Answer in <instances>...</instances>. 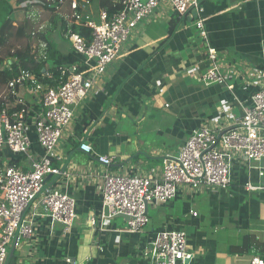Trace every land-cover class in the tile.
Returning a JSON list of instances; mask_svg holds the SVG:
<instances>
[{
  "label": "crops",
  "instance_id": "1",
  "mask_svg": "<svg viewBox=\"0 0 264 264\" xmlns=\"http://www.w3.org/2000/svg\"><path fill=\"white\" fill-rule=\"evenodd\" d=\"M18 1L19 8L12 14L16 23H27L26 31L30 23L25 10L19 11L32 0ZM87 1L85 5L97 9L91 18L99 23L98 14L105 9H98L95 0ZM200 3L207 40L201 38L193 20L162 3L138 25L107 72L95 79L52 158L53 167L59 171L65 168L68 177L62 176L58 182L55 177L48 180V185H59L75 200L78 217L70 228L58 223L50 228L46 218L38 219L31 238L19 242L9 264H147L149 243L162 229L186 232L188 250L193 254L187 264H250L253 256H262L264 159H235L229 187L200 188L193 192L198 197L194 204L183 200L180 206L149 204L148 211L158 215L154 223L149 217L141 233L126 232L125 218H103L101 214L100 176L104 168L96 156L113 158L112 171L158 176L164 155L178 154L193 130L201 126L224 130L239 120L256 88L253 73L264 68V0ZM63 10L69 12L66 5ZM42 36L51 45V53L58 56L40 62L45 63L43 73L53 68L60 72L73 65L85 70L83 58L71 45L70 50L62 48L65 39L50 38V33L42 32L40 37L47 48ZM17 39L24 43L5 56L0 51V71L6 70L4 62L14 63L16 51L26 47L28 38ZM208 46L217 51L222 67L228 69L225 71H232L233 90L218 84L207 86L198 80L209 67ZM5 86L0 84V92ZM19 96L27 103L30 118L37 115L38 104L32 96L22 89ZM81 143L89 144L94 154L80 151ZM29 152L33 158L43 155L34 135ZM3 158L22 170L29 169L27 156L15 157L7 151ZM247 184L256 189L247 191ZM29 213L26 210L25 218ZM90 217L94 226L89 223Z\"/></svg>",
  "mask_w": 264,
  "mask_h": 264
},
{
  "label": "built area",
  "instance_id": "2",
  "mask_svg": "<svg viewBox=\"0 0 264 264\" xmlns=\"http://www.w3.org/2000/svg\"><path fill=\"white\" fill-rule=\"evenodd\" d=\"M87 3V0H32L20 7L25 10V19L31 26L27 39L30 53L36 61L45 62L47 45L36 27L34 7L38 5L43 11L60 14L66 5L70 14L65 15L64 35L73 52L83 58L85 70L73 65L60 71L55 80L51 72L38 77L21 69L0 92V264L6 263L14 240L15 249L19 242H28L38 219L46 218L50 228L57 223L70 228L77 219L75 200L59 185H48L46 181L47 176L68 177L53 167L52 158L71 125L75 109L89 94L95 79L105 74L118 58L138 25L154 14L159 5L167 3L179 16L193 20L201 38L207 40L200 0H112L119 10L111 14L101 10L99 23L91 16H81L80 10ZM81 24L90 31L89 39L74 30ZM206 58L209 67L198 80L207 86L218 84L233 90L234 75L222 67L217 51L208 46ZM11 64L4 62L2 67L9 69ZM45 79L55 85H45ZM253 80L256 88L243 107L241 118L224 130L209 126L193 130L178 154L164 155L158 176L112 171L113 158L96 156L104 168L100 176L101 202L108 215L102 211L103 218L126 216L124 230L141 233L150 222L149 204L173 200L182 186L192 190L204 187L226 190L231 183L235 159L244 158L248 162L264 159V68L254 71ZM21 89L38 104V114L33 118H30L27 103L19 96ZM10 101L16 103L15 106H11ZM33 135L43 152L39 158H33L29 152ZM79 150L86 155L94 154L87 143H81ZM7 151L15 157L27 156L29 169L22 170L12 161L4 160L3 153ZM255 189L252 184L246 186L249 192ZM28 209L30 213L25 218L24 212ZM191 215L197 216L195 212ZM89 223L95 225L93 217L89 218ZM192 257L185 231L162 229L149 243L147 264H186ZM250 264H264V251L262 256H253Z\"/></svg>",
  "mask_w": 264,
  "mask_h": 264
},
{
  "label": "trees",
  "instance_id": "3",
  "mask_svg": "<svg viewBox=\"0 0 264 264\" xmlns=\"http://www.w3.org/2000/svg\"><path fill=\"white\" fill-rule=\"evenodd\" d=\"M97 1V8L98 9H105L108 11L109 14L118 11L119 10V6L118 5H114L112 3V0H95ZM1 3V9L0 11L7 13V17L5 18V22L3 24V26H1L0 29V51H9V48L7 47V45L10 42V38H12V36L14 35L16 38L22 39L23 37L25 38H29L27 31L30 30L29 28H26L25 31V26L27 27V23L25 21L23 22H19L16 23L14 15L12 14L13 11L12 9L6 4L5 1L0 2ZM23 10L21 9L19 12H22ZM16 23V24H15ZM17 26V27H16ZM74 30H77L78 32L81 33V35H83L84 37H86L87 39H89L90 37V31L87 28H84L83 25H76L74 27ZM42 38L47 41V39L42 36ZM48 44V58L50 59H55L58 58V56H56V53L54 55V53L52 51V47L49 44V42L47 41ZM15 55L17 56L16 62L12 63L10 65L9 69H6L4 71H0V84H6L14 75H16L21 69L23 70H29L33 73H35L38 77H42L43 76V69H44V65L45 63H40L37 62L35 60V57L33 55H31L30 53V45L29 42H26V47L19 51L17 50ZM1 58H0V62H1ZM51 73L53 75V78L56 80L57 77L59 76V70L57 68H53L51 70ZM43 83H47L49 86H54L55 83L53 81H48V80H43Z\"/></svg>",
  "mask_w": 264,
  "mask_h": 264
},
{
  "label": "rangeland",
  "instance_id": "4",
  "mask_svg": "<svg viewBox=\"0 0 264 264\" xmlns=\"http://www.w3.org/2000/svg\"><path fill=\"white\" fill-rule=\"evenodd\" d=\"M6 4L13 10V11H16L18 8H19V1L18 0H6L5 1ZM35 9V12H34V20L35 22L37 23V28L40 32H46V33H50V38L52 37V35L54 36H59V38H63L65 40H67V38L64 36L61 35L62 33V29H63V26L64 25H67V21H66V17L65 15L67 14H70L68 11L66 10H63L61 11V13H55V12H48V11H43L41 10V6H35L34 7ZM97 9H90L89 8V4L88 5H85L84 4V7L80 10L81 12V16L84 15H89V16H92V15H96L97 12H96ZM92 12V14H91ZM7 13H4L2 11H0V29H1V26H3L4 22H5V18L7 17ZM65 23V24H64ZM10 42L9 44L7 45V47L9 48V51L12 50V49H16L18 48L19 45H22L23 43L21 42L22 40H18L17 38H10ZM63 40L62 42V48L64 50H70V43L69 41H65ZM9 51H3L4 53L2 54V56H5L6 53H8ZM1 56V57H2ZM185 192V193H183ZM193 192H196V190H192L190 189L189 187L187 186H182L181 188L178 189V193H177V196L167 202V204L165 205L168 206L169 204L173 203L175 204L176 206H180L182 204V200L183 202H187V204L191 205L196 203L198 201V197H197V194L194 195ZM179 198V199H177ZM182 198V199H180ZM198 208V207H197ZM148 214H149V217L152 218V223L156 222V218H157V215H156V212L153 211V210H150L148 211ZM156 215V216H155Z\"/></svg>",
  "mask_w": 264,
  "mask_h": 264
},
{
  "label": "water",
  "instance_id": "5",
  "mask_svg": "<svg viewBox=\"0 0 264 264\" xmlns=\"http://www.w3.org/2000/svg\"><path fill=\"white\" fill-rule=\"evenodd\" d=\"M64 171H65V168H63V169L61 170V174H62ZM51 177H52V176H47L46 181H48ZM60 177H61V175H60V176H56V177H55V182H57V181L60 179ZM47 187H48V186H47ZM103 211H104V214L107 216V215H108V211H107V208H106V207H104ZM25 212H26V211H25ZM25 212H24V213H25ZM120 217L125 218L126 220L128 219L126 216H120ZM17 235H18V233L16 234V237H17ZM15 242H16V240L13 241L12 246H11V248L9 249L8 256H7V260H6V263H5V264H9L10 261H11V259H12V256H13V253H14V250H15ZM188 262H189V261H185L186 264H187Z\"/></svg>",
  "mask_w": 264,
  "mask_h": 264
}]
</instances>
